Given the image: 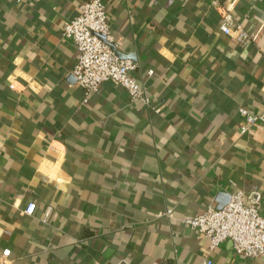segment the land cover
<instances>
[{
    "label": "crops",
    "instance_id": "0c3cea01",
    "mask_svg": "<svg viewBox=\"0 0 264 264\" xmlns=\"http://www.w3.org/2000/svg\"><path fill=\"white\" fill-rule=\"evenodd\" d=\"M85 1L0 0V264H264L181 223L235 190L264 217V120L239 132L241 109L264 118V0H219L245 46L212 0H102L159 113L72 80Z\"/></svg>",
    "mask_w": 264,
    "mask_h": 264
},
{
    "label": "built area",
    "instance_id": "2783aa9c",
    "mask_svg": "<svg viewBox=\"0 0 264 264\" xmlns=\"http://www.w3.org/2000/svg\"><path fill=\"white\" fill-rule=\"evenodd\" d=\"M212 5L222 11L219 29L223 34L240 46L256 40V34L235 24L229 8L220 6L219 0H212ZM62 36L71 39L78 51L71 76L75 84L84 91L85 97L97 92L103 83L111 82L128 93L132 104H141L154 113H159L160 109L151 105L145 89L131 75L137 68L136 64L119 59L113 51L115 42L110 34L107 11L102 0L83 2L78 7L77 15L63 26ZM240 117L244 121L239 128L240 134H246L258 121L264 120L261 114H252L247 109L240 110ZM30 211L28 209L25 213L29 214ZM171 214L172 210L167 209L162 215L171 217ZM49 215L50 209L45 212L43 223ZM181 223L206 238L210 250L230 240L237 256L264 257V217L257 204H246L245 196L240 190L232 192L228 203L221 209L210 206L201 214L183 217Z\"/></svg>",
    "mask_w": 264,
    "mask_h": 264
},
{
    "label": "water",
    "instance_id": "95a60500",
    "mask_svg": "<svg viewBox=\"0 0 264 264\" xmlns=\"http://www.w3.org/2000/svg\"><path fill=\"white\" fill-rule=\"evenodd\" d=\"M101 39H103L104 40V37L103 36H101ZM113 49V51L115 52V54H116V51H115V49L114 48H112ZM117 55V54H116ZM72 80H73V78H72ZM215 201H216V203H217V205H216V209H221L223 206H225L227 203H228V201H229V195L228 194H222V193H220V194H218L217 195V197L215 198Z\"/></svg>",
    "mask_w": 264,
    "mask_h": 264
}]
</instances>
